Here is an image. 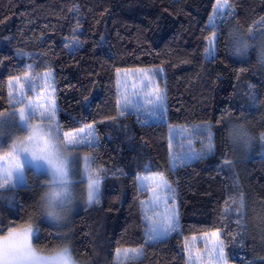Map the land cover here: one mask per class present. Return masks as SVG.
<instances>
[{
	"label": "trees",
	"instance_id": "trees-1",
	"mask_svg": "<svg viewBox=\"0 0 264 264\" xmlns=\"http://www.w3.org/2000/svg\"><path fill=\"white\" fill-rule=\"evenodd\" d=\"M215 6L216 0H0V117L14 110L11 79L53 71L60 133L95 131L85 149L100 181L97 201L61 230L42 216L47 174L27 167L24 185L0 189V237L32 225L42 254L66 246L82 264H188L186 242L218 231L229 264H264V154L226 162L233 155L230 124L264 134V67L255 54L264 42V0H225L210 24ZM236 39L251 45L249 56L234 54ZM148 67L164 70L165 119H151L150 111L120 115L117 72ZM206 124L212 152L172 166L169 128ZM153 174L175 189L179 223L166 238L149 240L143 201L150 191L140 178ZM123 248H142V255L117 262Z\"/></svg>",
	"mask_w": 264,
	"mask_h": 264
},
{
	"label": "rangeland",
	"instance_id": "rangeland-1",
	"mask_svg": "<svg viewBox=\"0 0 264 264\" xmlns=\"http://www.w3.org/2000/svg\"><path fill=\"white\" fill-rule=\"evenodd\" d=\"M225 7V0H221V7L217 14L214 12L210 19V24L215 22L218 14L223 13ZM217 8V3L214 9ZM216 35H213L212 43L209 45L206 55L208 58L214 56V39ZM247 42V41H246ZM248 44V42H247ZM164 70L159 68H137L119 70L117 72L118 92H120L119 110L123 111L124 115L128 113H142L150 111L151 119L155 121H161L165 119L164 111L166 110V91L161 87V80H164ZM9 91L8 94L11 97V105L14 107L12 116L5 115L0 117V180L3 179L4 174L14 169L16 161L9 157L8 153H12L13 156H18L20 162L23 163V179L21 180L19 175L13 171L12 180L8 187H11V183L15 184V187L24 185L26 183L25 169L27 167L33 168L38 172H45L48 176L46 181L49 185L52 182V174L47 165L37 167L35 163L30 162L31 157L28 153L22 152L20 141L28 142L26 137L31 132H37L38 135L42 134L51 146H54L57 150L65 153L69 157V180L71 181V188L73 192L72 211L65 220L52 221L43 211L44 218L48 220L54 227H58L61 230L65 229L69 225L80 209L84 205H88L87 190L90 180H96V174L92 170L91 154L85 149L88 145H93L96 141L95 131L84 128L81 132L75 130L71 132L75 140L79 143H69L68 137L65 133H60L58 127V112L59 107L56 102V83L55 75L53 71H46L39 73L36 77L27 75L16 79H11L8 82ZM160 105L159 110L152 111L157 105ZM21 109L25 120L19 119ZM41 112L44 113L41 116ZM52 114L53 118L49 120V115ZM10 125H7L9 124ZM29 125L34 127H29ZM25 129L27 133L22 136L21 131ZM209 133L211 134V148L214 149L213 138L214 134L209 130L208 125H195L192 128L173 127L169 128L168 134H170V141L174 145L172 149V161L171 165L177 161H192L199 156L206 155L211 151L208 150L209 145ZM262 135V133H261ZM261 135H252L249 147L241 149L232 143V157L226 161H234L239 164L244 159H249L251 156L259 152L264 154V141L261 140ZM36 147L39 148L42 145L36 141ZM13 145L16 147L14 148ZM231 166H236L232 164ZM163 178V177H162ZM140 187L150 191V196L143 201V212H145V221L147 223L146 233L149 230H157L168 226L169 218L175 216V223L178 225L179 210L177 209V200L175 197V189L168 183V181L160 175H146L140 178ZM81 182L86 183L85 187ZM166 182V184H165ZM100 185V181H99ZM98 185V195H99ZM85 190V198L81 203H78V197ZM173 209L175 212H173ZM25 229H30L29 243L32 251L37 257H54V254H42L36 250L34 245V237L37 234V230L34 226L29 225L22 229L14 230V233L23 234ZM213 233L219 234V240ZM155 234V233H154ZM168 233L166 236H168ZM8 235V234H7ZM1 236L0 238L6 237ZM166 236H157L155 239L166 238ZM149 240H155L149 237ZM219 241L221 239L220 232H211L210 234H203L194 236L187 241L186 252L188 254V264H229L227 262L226 253L223 245L224 259L221 261L218 259ZM0 243H3L0 240ZM224 244V242H223ZM71 249V248H70ZM72 252V249H71ZM73 255V253H72ZM142 255V248H123L116 252V261L123 262L125 260H134L140 258ZM77 264H82L78 263Z\"/></svg>",
	"mask_w": 264,
	"mask_h": 264
},
{
	"label": "snow or ice",
	"instance_id": "snow-or-ice-1",
	"mask_svg": "<svg viewBox=\"0 0 264 264\" xmlns=\"http://www.w3.org/2000/svg\"><path fill=\"white\" fill-rule=\"evenodd\" d=\"M217 8L214 9V15L218 13L219 8L221 7V0H216ZM264 23V21H262ZM212 43V38H209V45ZM235 47L239 50L241 47L247 48V42L241 40H235ZM160 105L157 104L152 111L159 110ZM123 111L120 112V115H123ZM44 113L41 112V116ZM49 120L53 118L52 114L49 115ZM19 119L25 120V116L23 114V109H21ZM29 127H34L29 125ZM91 127V126H89ZM79 131L83 132L84 129H80ZM39 130L37 132H31L26 140L28 142L33 143H25L23 140L20 141L21 151L24 153H28L31 157L32 163H35L37 167H41L43 165H47L52 174V182L49 186L51 189L47 194V205L45 203H41V208L50 207L52 201L61 194V192L67 190V185L71 181L69 180V157L57 150L54 146H51L49 142L43 138L42 134L38 135ZM66 137H68L69 143H79V141L75 140L72 133H65ZM264 136V134H262ZM36 141H38L42 146L37 148ZM15 148L16 146L13 145ZM208 150L211 151V134L209 133V145ZM9 157L16 161L14 169L8 170L2 180H0V189H4L9 186L13 171L17 173L20 179H23V168L24 165L20 162L18 156H13L12 153H8ZM163 180V178L161 177ZM166 184V182H165ZM98 185L99 180H90L88 183L87 190V200L88 203L91 204L94 201H97L98 198ZM11 188H15V184L11 183ZM43 198H41L42 201ZM173 212L175 210L173 209ZM177 227L175 223V216L169 218L168 226L163 227L161 229L152 230L150 229L148 235L150 238L155 239L157 236H166L169 232L174 231ZM29 233L30 229H25L23 234L14 233V230H10L6 237L0 238L3 243H0V264H67V258L63 252H58L54 257H37L32 251L31 245L29 243ZM155 233V234H154ZM214 236L219 240V234L213 233ZM218 259L223 261L224 253H223V242L219 241L218 248Z\"/></svg>",
	"mask_w": 264,
	"mask_h": 264
},
{
	"label": "clouds",
	"instance_id": "clouds-1",
	"mask_svg": "<svg viewBox=\"0 0 264 264\" xmlns=\"http://www.w3.org/2000/svg\"><path fill=\"white\" fill-rule=\"evenodd\" d=\"M243 41V40H241ZM251 53V45L248 44V47L245 49L241 47L239 50L234 48V54L237 57H247ZM256 63L264 67V42L256 46ZM252 133L248 126L245 124L244 127H236L234 124H230L226 130L227 138L234 143L237 147L241 149H247L250 145L252 139ZM261 140L264 141V136L261 135ZM48 188L42 194V202L47 205V194L50 192ZM72 201H73V192L71 188V183L67 185V190L61 192L53 201L50 207H45L43 211L46 213L47 217L52 221H62L65 220L70 212L72 211ZM60 252H63L67 258V264H77V260L72 255L71 249L69 247H63L60 249Z\"/></svg>",
	"mask_w": 264,
	"mask_h": 264
}]
</instances>
